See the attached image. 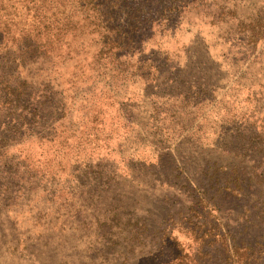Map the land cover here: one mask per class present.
Instances as JSON below:
<instances>
[{
	"label": "rangeland",
	"instance_id": "obj_1",
	"mask_svg": "<svg viewBox=\"0 0 264 264\" xmlns=\"http://www.w3.org/2000/svg\"><path fill=\"white\" fill-rule=\"evenodd\" d=\"M170 3L124 73L35 67L42 126L0 161V264H190L210 229L264 251V0Z\"/></svg>",
	"mask_w": 264,
	"mask_h": 264
},
{
	"label": "trees",
	"instance_id": "obj_2",
	"mask_svg": "<svg viewBox=\"0 0 264 264\" xmlns=\"http://www.w3.org/2000/svg\"><path fill=\"white\" fill-rule=\"evenodd\" d=\"M176 4L170 0H0V119L8 118V122H0L5 127L0 134V161L6 158L9 143L24 140L21 128L29 130L30 127L42 126V118L36 120L41 112H36L42 109L43 103L40 102V106L29 103L32 86L38 83L42 72L36 66L51 64L59 68L61 64L77 61V65L83 61L86 67L93 63L92 69L103 66L104 72H116L117 68H125L141 55L148 40L146 33L153 28L158 20L156 17L168 15ZM29 66L30 70H38L32 76H24ZM150 67L143 63L132 76L148 82ZM121 72L125 71L121 69ZM44 98L55 100L54 96ZM24 100L27 101L21 104ZM24 109H29L30 118L25 116ZM54 111L58 115L57 120L64 117V109L58 113L60 109L56 106ZM53 133L35 138L45 141L58 139ZM67 141L68 138L63 137L56 146L58 149L67 148ZM233 188L232 191H241L242 185ZM211 190L207 187L200 193L194 189L200 195ZM221 191L231 194L227 187ZM200 202L209 204L204 198L197 201L198 204ZM211 207L217 211L215 205ZM203 209L193 212L202 218ZM213 232L215 229L194 232L195 240L202 243L190 264L214 261L210 252L204 250L207 246L205 240L216 245L219 264H264V251L259 243L249 245L237 241L234 235ZM227 236L229 242L225 239ZM184 259L177 257L170 264H181Z\"/></svg>",
	"mask_w": 264,
	"mask_h": 264
}]
</instances>
